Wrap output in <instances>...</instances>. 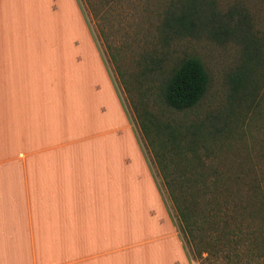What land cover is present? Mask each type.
<instances>
[{
	"label": "crops",
	"instance_id": "0c3cea01",
	"mask_svg": "<svg viewBox=\"0 0 264 264\" xmlns=\"http://www.w3.org/2000/svg\"><path fill=\"white\" fill-rule=\"evenodd\" d=\"M48 1L0 0V264H192L169 221L177 251L146 235L152 191L122 182L134 176L122 143L138 144L111 83L105 96L56 74L57 45L40 42Z\"/></svg>",
	"mask_w": 264,
	"mask_h": 264
},
{
	"label": "rangeland",
	"instance_id": "374dc122",
	"mask_svg": "<svg viewBox=\"0 0 264 264\" xmlns=\"http://www.w3.org/2000/svg\"><path fill=\"white\" fill-rule=\"evenodd\" d=\"M168 1L49 0L46 12L51 18L48 21L50 35L47 39L42 36L40 42L57 45L56 71L67 70V74L78 78V83L74 85H85V90H97L100 94L104 90L105 96H109L107 82L111 83L119 100V110L117 105L115 110L121 114V125L129 124L138 144L137 149L122 143L120 154L128 156L121 157V162L132 163L128 169L130 174H134L131 179L122 177V182L129 181L130 189L139 194L142 188L152 191V204L147 205L148 198L136 200V204H146L149 211L150 231L146 235L164 233V252H175L178 247L175 250L166 247L169 240L166 235H172L168 221L177 231L174 211L156 175L160 174L158 160L145 127L144 130L141 128L138 114L142 107H146L161 114L164 120L173 118L177 121L183 114L189 119H201L208 114L222 115L228 122V136L233 139L220 147L213 146L207 163L227 173L264 174V0H217L222 11L237 9L245 17L248 40L217 41L203 36L164 38L162 43L158 40L155 27L158 14ZM39 6L37 3L34 9L37 8L38 14L42 13L44 17V10L38 11ZM247 44H250L251 52L254 51L250 59H247ZM63 46L67 47L66 52L60 51ZM52 49L55 50V47ZM145 51L152 52L154 59L152 62L147 60L153 71L144 74L145 60L141 56ZM185 57H196L203 63L209 75V86L197 107L187 113H176L167 109L165 103L163 106L158 93L162 81L165 84L170 73ZM238 69L245 70L246 90L242 98L232 99L228 77ZM56 74L61 73L57 71ZM86 76L90 77L84 80ZM109 106L111 104L105 105V111L110 110ZM148 170L164 210L154 189H149V184L148 187L143 186L141 182L148 183L144 175L149 174ZM138 180L140 182L137 183ZM147 196L150 197L151 192ZM180 241L190 263L208 264L203 261L205 253L194 256L186 251L181 238Z\"/></svg>",
	"mask_w": 264,
	"mask_h": 264
},
{
	"label": "trees",
	"instance_id": "16d2710c",
	"mask_svg": "<svg viewBox=\"0 0 264 264\" xmlns=\"http://www.w3.org/2000/svg\"><path fill=\"white\" fill-rule=\"evenodd\" d=\"M245 22L237 9L222 11L217 0H169L158 14L155 28L162 43L164 38L203 36L244 41L249 37ZM246 50L250 59L254 53L250 44ZM142 57L143 73L153 71L147 64L154 59L152 52L145 51ZM228 84L231 98H242L245 70L229 75ZM208 86L203 63L196 57H185L165 84L162 81L158 94L167 109L187 113L201 103ZM138 116L157 157L160 174L156 175L174 211L186 251L194 256L205 253L203 261L208 264H264V174L227 173L207 163L213 146L233 139L228 136L224 117L208 114L189 119L183 114L177 121L164 120L146 107Z\"/></svg>",
	"mask_w": 264,
	"mask_h": 264
}]
</instances>
